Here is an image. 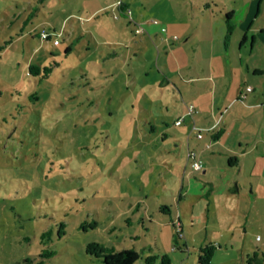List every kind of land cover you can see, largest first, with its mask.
I'll list each match as a JSON object with an SVG mask.
<instances>
[{
	"label": "rangeland",
	"instance_id": "rangeland-1",
	"mask_svg": "<svg viewBox=\"0 0 264 264\" xmlns=\"http://www.w3.org/2000/svg\"><path fill=\"white\" fill-rule=\"evenodd\" d=\"M127 1L135 17L174 30L198 0ZM123 16L117 0H0V264H104L111 246L138 251L132 264L147 254L153 264H199L209 243L210 264H264L263 221L246 231L205 210L201 220L198 197L174 204L183 126L173 124L177 111H147L146 97L161 70L198 74V49L166 54L151 39L136 48L146 32Z\"/></svg>",
	"mask_w": 264,
	"mask_h": 264
},
{
	"label": "crops",
	"instance_id": "crops-1",
	"mask_svg": "<svg viewBox=\"0 0 264 264\" xmlns=\"http://www.w3.org/2000/svg\"><path fill=\"white\" fill-rule=\"evenodd\" d=\"M121 1L123 9L117 4L121 11L130 9L127 0ZM183 9L179 16L186 19L174 30L172 21L141 20L130 9L146 32L139 37L136 48L151 39L155 44L161 43L166 54L169 50L175 54L176 49H198V74L175 78L161 70L163 78L150 83L154 89L146 97L155 104L149 105L147 111L154 106L160 113L177 111L173 124L185 113L188 103L194 108L192 115L185 114L180 124L185 134V162L174 204L179 207L183 201L187 204L190 197H198L200 219L211 212L218 225L241 224L248 231L249 225L262 221L264 224V215L250 214L252 208H264V0H198ZM123 18L130 22L126 16ZM128 26L133 30L132 25ZM160 53L157 48L156 60ZM163 58L162 64L167 65V56ZM131 72L135 79L134 71ZM194 82L198 83L196 90ZM246 85L252 89L241 98ZM184 91L189 94L186 96ZM192 124L201 129V137L195 136ZM175 141L178 146L180 141ZM188 148L196 152L201 169L189 166ZM172 150L175 153L176 149ZM207 218L208 215L204 222Z\"/></svg>",
	"mask_w": 264,
	"mask_h": 264
},
{
	"label": "trees",
	"instance_id": "trees-1",
	"mask_svg": "<svg viewBox=\"0 0 264 264\" xmlns=\"http://www.w3.org/2000/svg\"><path fill=\"white\" fill-rule=\"evenodd\" d=\"M121 9L122 7V1L120 0V3L118 4ZM228 15V14H227ZM39 66L36 64H29L28 69L29 72L35 73L38 71ZM44 74L48 72L50 67L44 66ZM176 232V231H175ZM215 246L211 243L201 245L199 247V253H198V263L199 264H210L211 257L213 255ZM49 253V251L46 253V255ZM138 251L132 248H121V249H115L114 247H105L99 256L104 264H132L133 261H135L139 257ZM157 258V255L154 254H147L144 255L143 261L144 264H153V261ZM160 261L162 263L168 262V257L166 254H162Z\"/></svg>",
	"mask_w": 264,
	"mask_h": 264
},
{
	"label": "built area",
	"instance_id": "built-area-1",
	"mask_svg": "<svg viewBox=\"0 0 264 264\" xmlns=\"http://www.w3.org/2000/svg\"><path fill=\"white\" fill-rule=\"evenodd\" d=\"M120 3V0H117V4ZM125 14L127 15L126 17L128 18V20H132V17H131V14H130V10L129 9H125ZM153 22H157L156 19H152ZM143 30V24L142 22H139V21H136L133 23V31L135 33H139ZM41 37L42 38H46L49 36V34L42 30L41 33H40ZM57 42V39H54V43ZM252 89V87L250 85H246L245 88H244V91L240 94V97H244V94L245 92L247 91H250ZM194 108H193V105L191 103H188L186 105V111L184 114L180 115L178 118H176L174 120V124L175 125H180L182 122H183V119H184V115H192V112H193ZM191 130L194 131L195 135L197 137H201L202 136V132H201V129L198 128L197 126H195L194 124H192L191 126ZM186 157L187 159H189L190 161V165L193 169H201L202 167V163L201 161L197 158L196 156V152L193 150V149H187L186 150ZM174 225H175V231H176V234L177 236H180L184 233V230L181 228L180 226V221L178 220V218L175 219L174 221ZM256 238H258V236H256Z\"/></svg>",
	"mask_w": 264,
	"mask_h": 264
}]
</instances>
